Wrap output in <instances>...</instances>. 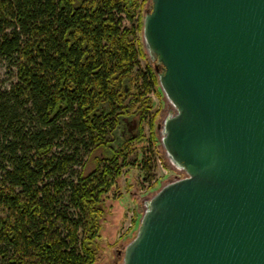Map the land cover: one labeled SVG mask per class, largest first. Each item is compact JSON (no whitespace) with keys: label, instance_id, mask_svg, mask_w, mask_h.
Here are the masks:
<instances>
[{"label":"trees","instance_id":"obj_1","mask_svg":"<svg viewBox=\"0 0 264 264\" xmlns=\"http://www.w3.org/2000/svg\"><path fill=\"white\" fill-rule=\"evenodd\" d=\"M148 2L0 0V264H96L109 195L150 172Z\"/></svg>","mask_w":264,"mask_h":264},{"label":"water","instance_id":"obj_2","mask_svg":"<svg viewBox=\"0 0 264 264\" xmlns=\"http://www.w3.org/2000/svg\"><path fill=\"white\" fill-rule=\"evenodd\" d=\"M142 38L185 175L145 202L121 264H264V0H150Z\"/></svg>","mask_w":264,"mask_h":264},{"label":"rangeland","instance_id":"obj_3","mask_svg":"<svg viewBox=\"0 0 264 264\" xmlns=\"http://www.w3.org/2000/svg\"><path fill=\"white\" fill-rule=\"evenodd\" d=\"M150 4L148 2L145 5L144 11L150 7ZM140 40L148 59L142 36ZM148 65L146 60L140 61V68L143 71ZM151 65L155 68L154 63ZM148 97L153 101L152 113L158 112L155 119L156 140L154 142L148 143L150 136L148 119L142 124L146 139L144 146L150 151L147 152L146 156L142 155L141 158L147 162V157H150V164L148 165L150 172L146 176L141 167L126 171L125 175L118 181L117 188L109 195L105 204L106 214L102 223L99 239L100 250L96 264H121L123 252L137 232L145 202L170 181L183 178V173L174 170L167 161L160 142L159 130H157V127L162 125L163 119L173 111V108L167 102L160 87L152 88ZM128 124L130 126L135 124L136 128L130 133L127 130L130 126L125 124L124 135L135 134L138 128V119L129 120Z\"/></svg>","mask_w":264,"mask_h":264},{"label":"flooded vegetation","instance_id":"obj_4","mask_svg":"<svg viewBox=\"0 0 264 264\" xmlns=\"http://www.w3.org/2000/svg\"><path fill=\"white\" fill-rule=\"evenodd\" d=\"M127 125H129V124L127 123ZM135 126H136L135 124H132L129 128H127V130L131 133V131L136 128Z\"/></svg>","mask_w":264,"mask_h":264},{"label":"built area","instance_id":"obj_5","mask_svg":"<svg viewBox=\"0 0 264 264\" xmlns=\"http://www.w3.org/2000/svg\"><path fill=\"white\" fill-rule=\"evenodd\" d=\"M183 177V176H182Z\"/></svg>","mask_w":264,"mask_h":264}]
</instances>
